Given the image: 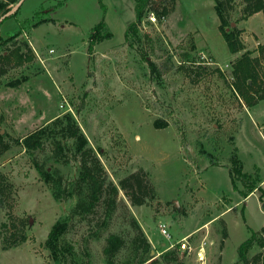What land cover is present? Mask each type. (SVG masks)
Returning <instances> with one entry per match:
<instances>
[{"label":"rangeland","instance_id":"1","mask_svg":"<svg viewBox=\"0 0 264 264\" xmlns=\"http://www.w3.org/2000/svg\"><path fill=\"white\" fill-rule=\"evenodd\" d=\"M19 3L17 12L0 23L1 36L19 32L16 45L27 41L35 57L0 78V171L13 184L8 206H0V230L3 222L12 230V222L24 223L28 238L4 250L0 237V264H56L46 239L59 220L70 223L65 238L74 244L78 264H107L110 233L126 239L114 264H134L133 217L151 243L143 264H240L238 248L264 225V207L260 190L235 203L243 196L233 189L230 168L236 154L244 171L264 180V98L246 106L233 91L232 64L245 49L230 51L215 0H177L161 21L153 14L144 17L142 39L134 45L125 39L135 19L134 0ZM226 3L246 49L258 55L263 14L246 23L243 0ZM36 14L46 21L23 29L21 22ZM102 20L113 36L91 51V33ZM22 49L27 51L25 45ZM259 70L264 80V59ZM65 113L78 122L114 183L119 186L121 178L143 169L155 189L153 198L136 206L120 188L117 210L99 239L91 236L94 221L70 217L76 198L56 199L21 143L24 135ZM50 154L48 146L37 156L49 159L67 180L77 175V160L54 161ZM160 223L167 224L173 241L189 236L192 250L175 249L176 263L160 256L172 249ZM224 224L228 236L221 246ZM203 243L206 256L200 263L197 251ZM261 250L255 245L249 255Z\"/></svg>","mask_w":264,"mask_h":264},{"label":"trees","instance_id":"2","mask_svg":"<svg viewBox=\"0 0 264 264\" xmlns=\"http://www.w3.org/2000/svg\"><path fill=\"white\" fill-rule=\"evenodd\" d=\"M20 0H0V16L5 15L10 10L8 6L12 3H19ZM177 0H134L135 19L129 23L125 39L129 45H134L142 39L140 33V24L144 17L151 14L161 21L169 15L175 7ZM242 18L248 19L258 11L264 12V0H243ZM230 4V3H229ZM21 7L19 4L15 12ZM231 8V7H230ZM229 5L226 0H215V9L220 18V30L228 43L230 51L238 53L245 51L232 64V73L234 81L231 84L233 91L241 98L246 106H252L264 98V80L260 75L259 67L264 59V42L259 43L257 47L258 55H253V50L246 49L241 35V29L232 26L229 19ZM4 16L0 23L7 17ZM46 21V18H40L36 14L34 17L21 22L23 29L27 26L36 27ZM19 32L3 38L0 35V78L7 74L13 66H20L25 62L34 59L35 55L29 43L23 40L19 45L17 37ZM113 33L107 29L105 22H99L91 33L90 50L94 45L111 38ZM13 42L14 46H8ZM22 45L27 47V51L22 49ZM155 67V64H153ZM14 83H19L15 81ZM158 123L160 121H157ZM164 123V122H163ZM161 124V123H159ZM166 124V123H165ZM3 137L0 133V143L3 144ZM21 143L25 151L32 156L34 166L41 175L42 179L51 184L53 196L58 200H68L75 197L76 202L70 213L71 218L80 220H89L93 222L91 236L95 239L101 238L108 230L111 220L118 207L119 189H123L133 205L140 206L147 203L149 198L155 195V189L146 171L140 169L131 172L119 180V186L110 179L109 174L93 146L90 145L86 134L81 129L78 122L71 113H65L56 117L49 123L38 127L24 135ZM51 147L49 155L54 161L69 162L77 160L79 168L77 175L72 180H67L63 173L57 168L48 164L49 159H41L37 153H45L47 147ZM102 149L99 147V151ZM233 165L230 168V176L233 189L238 191L243 197H247L250 192L260 190L259 198L264 207V189L260 185L263 179L244 171L240 159L236 154L232 158ZM238 181H241L245 188H240ZM12 182L0 171V206L5 208L9 201V194L12 193ZM10 205L12 203L10 202ZM96 215H100L96 217ZM13 217V215H8ZM131 225L135 234L130 239L132 250L137 256L134 264H143L150 257L151 243L147 239L141 225L133 217ZM7 222H3L0 230L2 248L8 250L27 240V232L24 223L17 227L15 223L9 227ZM70 223L67 220L57 221L50 229L46 246L50 255L56 264H78V253L74 244L69 242L65 235L69 229ZM228 236L226 225L222 230L221 246ZM104 247L107 264H114L115 257L125 248L126 239L118 233H110ZM255 245L264 249V225L259 230H252L251 236L242 242L238 248L240 264H258L264 260V250H261L252 256L249 251ZM162 260L166 263H176L178 253L175 249L166 250L160 254ZM156 259H153V261Z\"/></svg>","mask_w":264,"mask_h":264},{"label":"built area","instance_id":"3","mask_svg":"<svg viewBox=\"0 0 264 264\" xmlns=\"http://www.w3.org/2000/svg\"><path fill=\"white\" fill-rule=\"evenodd\" d=\"M18 3H12L8 6L10 9L7 14H12L17 8H18ZM160 232L168 239L166 241L168 242V247L167 249H177V250H182V251H191L192 246L188 242V235L182 237L181 239L177 241L171 240V235L168 231V227L166 223H160ZM197 256H198V261L202 263L205 260L206 256V249H205V243L201 245L197 251Z\"/></svg>","mask_w":264,"mask_h":264},{"label":"crops","instance_id":"4","mask_svg":"<svg viewBox=\"0 0 264 264\" xmlns=\"http://www.w3.org/2000/svg\"><path fill=\"white\" fill-rule=\"evenodd\" d=\"M259 14H263V16H264V12L263 11H258V12H256V13H254L253 15H251L248 19H246L245 21H246V23H248V21H250L252 18H254L255 16H257V15H259ZM264 181V180H263ZM263 181L260 183V185L263 183ZM256 192H258V190H254V191H252V192H250V194L247 196V197H249L251 194H256ZM247 197H243V198H240L237 202H235V203H239V202H241L243 199H246ZM235 203H233V205L235 206ZM232 209H234V208H232ZM225 211H227V210H225ZM225 211H223V212H225ZM222 212V213H223ZM218 215H215L213 218H215V217H217ZM212 218V219H213Z\"/></svg>","mask_w":264,"mask_h":264},{"label":"water","instance_id":"5","mask_svg":"<svg viewBox=\"0 0 264 264\" xmlns=\"http://www.w3.org/2000/svg\"><path fill=\"white\" fill-rule=\"evenodd\" d=\"M19 4H20V3H18V5H19ZM6 15H8V14L3 15V17L6 16ZM3 17H2V18H3ZM2 18H1V19H2ZM1 19H0V20H1ZM233 24H235V23H233ZM0 35H1V32H0Z\"/></svg>","mask_w":264,"mask_h":264}]
</instances>
